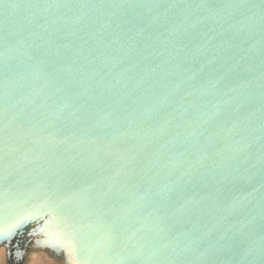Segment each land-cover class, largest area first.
Here are the masks:
<instances>
[{"label": "water", "instance_id": "obj_1", "mask_svg": "<svg viewBox=\"0 0 264 264\" xmlns=\"http://www.w3.org/2000/svg\"><path fill=\"white\" fill-rule=\"evenodd\" d=\"M0 264H264V0H0Z\"/></svg>", "mask_w": 264, "mask_h": 264}]
</instances>
